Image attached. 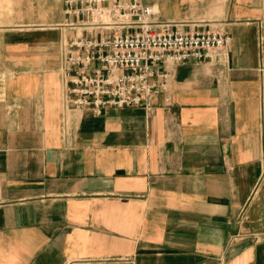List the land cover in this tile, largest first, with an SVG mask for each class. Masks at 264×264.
Instances as JSON below:
<instances>
[{
    "label": "crops",
    "instance_id": "1",
    "mask_svg": "<svg viewBox=\"0 0 264 264\" xmlns=\"http://www.w3.org/2000/svg\"><path fill=\"white\" fill-rule=\"evenodd\" d=\"M143 2L223 32L225 67L94 115L65 104L63 0H0V264H264V0Z\"/></svg>",
    "mask_w": 264,
    "mask_h": 264
},
{
    "label": "built area",
    "instance_id": "2",
    "mask_svg": "<svg viewBox=\"0 0 264 264\" xmlns=\"http://www.w3.org/2000/svg\"><path fill=\"white\" fill-rule=\"evenodd\" d=\"M65 25L74 38L62 42L65 104L100 114L104 108L140 107L161 98L172 105L174 68L186 61L223 68L229 38L221 31H188L161 20L143 0H63ZM174 27V28H173Z\"/></svg>",
    "mask_w": 264,
    "mask_h": 264
}]
</instances>
